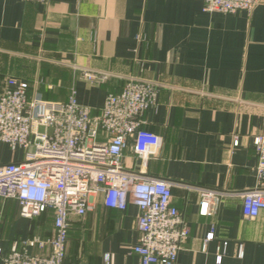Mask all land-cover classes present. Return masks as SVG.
Returning <instances> with one entry per match:
<instances>
[{"label": "crops", "instance_id": "obj_1", "mask_svg": "<svg viewBox=\"0 0 264 264\" xmlns=\"http://www.w3.org/2000/svg\"><path fill=\"white\" fill-rule=\"evenodd\" d=\"M202 7V0H0V92L7 78L48 101H66L73 88L95 115L128 80L153 84L140 121L161 146L145 161L128 147L122 165L170 184L189 230L174 264H264V210L253 219L241 213V196L256 183L252 140L264 130V1L250 12ZM21 157L0 143V164ZM200 189L218 193L206 216ZM138 214L131 203L107 208L96 195L83 218L71 219L64 264H104L105 254L108 264H140L131 251ZM4 230L14 234L0 237L9 249L14 240L51 237L52 217L22 218L15 200L0 199Z\"/></svg>", "mask_w": 264, "mask_h": 264}, {"label": "built area", "instance_id": "obj_2", "mask_svg": "<svg viewBox=\"0 0 264 264\" xmlns=\"http://www.w3.org/2000/svg\"><path fill=\"white\" fill-rule=\"evenodd\" d=\"M202 1L204 12L236 13L250 12L264 0ZM83 76L90 80L97 75L83 72ZM154 95L153 84L130 79L118 92L108 93L100 112L93 115L77 102L73 88L66 101H48L36 90L29 94L26 83L6 79L0 92V143L21 150L22 157L0 164V199L15 200L18 215L25 219L49 212L53 234L14 240L9 249L0 247V264H64L71 219L83 218L98 194L107 208L123 211L128 203L138 208V239L131 251L140 264L175 263L189 230L171 202L170 184L122 165L128 147L145 161L161 146V137L141 128L140 121ZM252 143L256 183L241 196V213L247 219L264 210V130ZM217 198V192L200 189L199 214L209 215ZM217 250L219 263L222 249ZM103 262L108 264L107 254Z\"/></svg>", "mask_w": 264, "mask_h": 264}, {"label": "rangeland", "instance_id": "obj_3", "mask_svg": "<svg viewBox=\"0 0 264 264\" xmlns=\"http://www.w3.org/2000/svg\"><path fill=\"white\" fill-rule=\"evenodd\" d=\"M13 220V219H12ZM78 219H76V221H77ZM21 235V234H20ZM20 235H16V236H20ZM10 236H14V234L11 232V231H9V230H4L3 232H0V237H2V238H8V239H10L11 237ZM22 236V235H21Z\"/></svg>", "mask_w": 264, "mask_h": 264}, {"label": "water", "instance_id": "obj_4", "mask_svg": "<svg viewBox=\"0 0 264 264\" xmlns=\"http://www.w3.org/2000/svg\"><path fill=\"white\" fill-rule=\"evenodd\" d=\"M42 130V128L41 127H39V131H41ZM49 133H50V131H49Z\"/></svg>", "mask_w": 264, "mask_h": 264}, {"label": "trees", "instance_id": "obj_5", "mask_svg": "<svg viewBox=\"0 0 264 264\" xmlns=\"http://www.w3.org/2000/svg\"><path fill=\"white\" fill-rule=\"evenodd\" d=\"M44 214V213H43ZM41 216V215H40Z\"/></svg>", "mask_w": 264, "mask_h": 264}]
</instances>
